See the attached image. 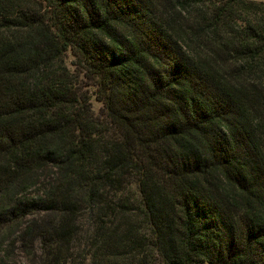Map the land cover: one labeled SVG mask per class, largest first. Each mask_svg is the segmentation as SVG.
<instances>
[{"label":"trees","instance_id":"16d2710c","mask_svg":"<svg viewBox=\"0 0 264 264\" xmlns=\"http://www.w3.org/2000/svg\"><path fill=\"white\" fill-rule=\"evenodd\" d=\"M10 237L28 264H264V2L0 0V264Z\"/></svg>","mask_w":264,"mask_h":264},{"label":"rangeland","instance_id":"374dc122","mask_svg":"<svg viewBox=\"0 0 264 264\" xmlns=\"http://www.w3.org/2000/svg\"><path fill=\"white\" fill-rule=\"evenodd\" d=\"M253 1H261L264 2V0H253ZM64 63L68 70L75 72L79 67L75 65L74 62V57L69 51L65 52V57H64ZM78 73V72H77ZM80 79H81V85L82 88L87 91L88 95V101L91 107L92 113L96 117H102V104L99 100L96 99V86L93 84V79L88 78L87 76L82 75L81 73ZM83 230H87L86 224H84ZM12 237L9 238L8 242L4 244V248H8V253L10 254L9 256V261L11 264H28V257L24 254V252L20 249V246L18 243H15L12 245ZM87 241L83 239L81 241V244L78 248L79 252L85 253L88 252V248L86 246ZM6 246V247H5ZM4 253V251H3Z\"/></svg>","mask_w":264,"mask_h":264}]
</instances>
